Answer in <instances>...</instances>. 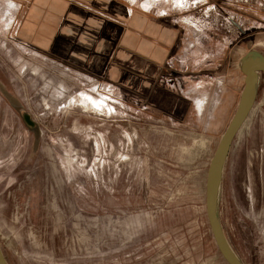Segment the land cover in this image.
<instances>
[{
  "label": "rangeland",
  "instance_id": "374dc122",
  "mask_svg": "<svg viewBox=\"0 0 264 264\" xmlns=\"http://www.w3.org/2000/svg\"><path fill=\"white\" fill-rule=\"evenodd\" d=\"M21 1L0 0L6 264H228L206 215V175L241 104V61L264 57V0H141L182 24L186 66L208 69L188 79L195 109L182 121L20 41ZM257 75L254 106L220 183L221 226L242 264H264V74Z\"/></svg>",
  "mask_w": 264,
  "mask_h": 264
},
{
  "label": "crops",
  "instance_id": "0c3cea01",
  "mask_svg": "<svg viewBox=\"0 0 264 264\" xmlns=\"http://www.w3.org/2000/svg\"><path fill=\"white\" fill-rule=\"evenodd\" d=\"M16 4L15 35L20 41L177 121L195 109L188 79L208 69L186 66L183 26L169 13L145 9L141 0ZM201 101L197 100L199 110Z\"/></svg>",
  "mask_w": 264,
  "mask_h": 264
},
{
  "label": "water",
  "instance_id": "95a60500",
  "mask_svg": "<svg viewBox=\"0 0 264 264\" xmlns=\"http://www.w3.org/2000/svg\"><path fill=\"white\" fill-rule=\"evenodd\" d=\"M241 71L244 74L243 92L245 96V103L239 114L234 119V121L230 123L229 127L227 128L224 136L221 138L210 160L206 175V184H205V208H206V215L210 226L211 234L214 238L218 250L220 251L222 257L226 260L228 264H242V263H240V261L237 260V258L231 253L228 245L224 241L220 227L218 225V221L216 219V215L213 210V206H212L213 174L217 163L223 158H225L236 132L239 130V128L247 118L251 108L253 107L256 91H257V85L255 86L256 75L258 73L264 74V57L257 52H255L252 56L243 57L241 61ZM0 264H6L1 251H0Z\"/></svg>",
  "mask_w": 264,
  "mask_h": 264
},
{
  "label": "bare ground",
  "instance_id": "6f19581e",
  "mask_svg": "<svg viewBox=\"0 0 264 264\" xmlns=\"http://www.w3.org/2000/svg\"><path fill=\"white\" fill-rule=\"evenodd\" d=\"M143 6H147L145 4H142ZM254 53H249L248 56H252ZM258 75H256V81H255V86L257 85V80H258ZM90 102L93 104V105H96L97 107H99L100 105L97 104L93 99L90 100ZM86 103V101H85ZM244 103H245V96H244V92L242 93V100H241V106L238 110V112L236 113V115L234 116V118L232 119V121H234V119L236 118V116L239 114V112L241 111V109L243 108L244 106ZM225 134V133H224ZM223 134V136H224ZM222 136V137H223ZM224 160L225 158H223L222 160H220L216 167H215V170H214V174H213V180H212V206H213V210H214V213L216 215V219L218 221V225L220 227V230H221V234H222V237L224 239V241L226 242V244L228 245L231 253L238 259L237 255L234 253V251L232 250V248L230 247L229 243L227 242V239L224 235V232H223V229H222V226H221V222H220V217H219V203H220V183H221V177H222V172H223V168H224ZM241 263V262H240Z\"/></svg>",
  "mask_w": 264,
  "mask_h": 264
}]
</instances>
